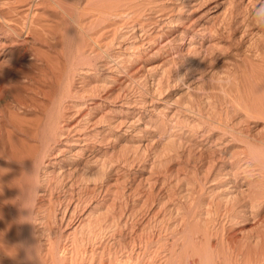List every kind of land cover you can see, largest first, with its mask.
Instances as JSON below:
<instances>
[{"label": "bare ground", "instance_id": "obj_1", "mask_svg": "<svg viewBox=\"0 0 264 264\" xmlns=\"http://www.w3.org/2000/svg\"><path fill=\"white\" fill-rule=\"evenodd\" d=\"M1 1L4 4H0V6L3 7L4 5H6L8 11L2 12L0 9V264H107L104 260L108 251H105L104 246H102V248L100 247L99 250H94L91 246V249L87 248V245L90 243L92 245H95V243H97V241H100L108 230H115V227L119 226V219L116 218L118 214L114 216L111 212L112 218L110 219L108 216L110 214L108 213V209L107 212L103 209L106 207H97V205H94L93 208L90 209L89 213L87 212V216L85 214V216L83 215L85 219L80 220V223L78 222L79 224L76 223L77 225H72L69 222L71 221V217H74L73 210L72 213L71 211H69L70 213L68 216L69 219L67 218L68 220L57 219L59 216L57 217L55 208L56 205L54 204L55 201L51 196H48L46 194L47 196H45V198L43 196L44 194H41L42 192H44L42 191L43 180H41V172H43L42 170H45V167L49 166L48 164L51 163L49 160H46L49 159V157L51 156H54L51 159H53L57 165H62V167L65 168V166L63 165H65L67 159H72L71 155H76V159H72V161L74 162H72V164H67V166H70L68 172H77V174L81 173L80 180H82L83 178H87L88 182H90L89 180H98V178L103 176L104 169H106L105 165L107 162L105 161L104 163V161L102 162L100 158L99 160L95 158L93 161L94 163H92H96V166L94 165V168H96V170H93V168H91L89 165L90 158H83L82 155H84V153H80L79 155L78 151H76L77 148H75L76 141L77 143L78 141H81L85 144L87 142L88 134H85L86 132L81 135V138L78 137V134L81 132L79 131L80 128L83 129V127L86 128V126L92 128H99L98 125L102 124L103 118L106 116V113L105 115L104 113H101V111L104 112L105 108L104 110L100 109V113L97 111L95 112L97 108L99 110V108L101 107L99 106L101 104V101L97 102L98 99L96 100V102L92 101L93 103H91V107L88 104L89 107L87 106L88 108H85V104H87V101H85L86 97L88 96V94L92 96L99 95L101 93L102 95L104 94V92L106 95L107 93L108 95L111 94L110 90L107 91L104 82L98 81V84H92V82L87 81L89 79L88 75H91L89 74V72H91V70L96 69L97 67H100V65L103 63L101 62V64L98 66L99 62H97V60L99 61L100 58L106 57L108 55L105 52V49H107L108 47H104L106 46V43H110V41H108L110 38L108 34H106L108 36V39L104 38L105 43L103 44V39L100 40V36H102L104 31H107L105 29H111V26L113 25V28L117 27V29L119 30L120 24L118 22H120L125 16H130L132 18H129V23L131 25L130 27L134 28V26L137 25H133V22H137L143 27L145 24L143 25L142 22L138 21L139 17H144H141L142 15H140L141 12H144L145 10V8L144 10H142L143 4L147 3L149 5V7H147V10L150 11L149 13H154V15L158 13V16L160 15L161 18L165 17L166 7L157 4V0H149V2H146L144 0L145 2L141 1V3H138L140 2V0H0V3H2ZM237 2L238 4L233 0L230 1V7L228 9H226L228 6H224L226 7L224 9L227 10V12H225L223 16V11L221 14L222 16L220 15L222 18L219 19L222 20L223 17H227V20L225 21V26L228 25L226 27H229V29L227 30L230 31H226L227 33L225 32L224 34H226V36L230 34L227 39L231 38V40L237 39L234 33L235 30L231 27V23L234 21L237 22L240 15L242 16V18L240 19H242L243 22L246 19L249 22V19H251L252 17L251 16L249 18V16L251 15L250 9L252 12V10L255 11L257 9L258 5L264 7V0H237ZM42 5H44V7ZM47 5H49V8L51 6L52 9H47ZM147 10L144 13H148ZM168 15L166 17H168ZM46 16H61L64 20H66V24L69 25L68 22H71L70 24H72V29L70 28V30H73L74 27V29L78 30V33L80 34L75 35L74 33H66V30V34L62 35L61 37H56L55 34L49 33V30H44L43 25H46V27H48V25H51L53 23V21L50 20L48 25V21H42L45 23H41V18L44 19L46 18ZM158 16L156 14V17ZM113 18H115L114 21H118L114 23L113 20H111L113 24H111V22L109 23V19ZM144 19H142L143 22L146 21H144ZM148 19L150 18H147V20ZM56 20L59 22V18H56ZM123 20L125 21L127 19L124 18ZM123 20L120 23L124 25ZM128 21H125V24H127L126 22ZM148 21L149 24L150 22H156V20L154 21V19L152 21ZM148 21H146V25L148 24ZM175 21L176 19H174L173 21L172 18H170L169 21L166 22L165 19L164 22L167 23V25L172 26L173 23L178 22ZM105 22L109 23L110 25H103ZM235 22L234 24L236 25ZM239 22H237V24ZM248 22L246 21L244 25L242 24V22H240V24H242L243 26L239 24L243 29L241 33H237V36H239V42H246V38L249 34H251V36L255 35V38L253 37V39H256V42L264 39V33H262V35L261 32H256L253 28V30H250V26L253 24V21L250 22L252 23L251 25L248 24ZM258 22L259 21L255 23V25L258 24L257 29L255 30H258V27H260V22ZM220 23L222 24L223 22ZM66 24H64L63 26L65 27ZM117 24H119V28ZM161 24H163V22H161ZM218 25L219 23H217V27ZM239 25H236L238 26V29ZM51 26L48 27V29L56 33L57 30H53V28L57 29L55 25L53 26V28ZM70 26L71 25H69V27ZM147 26L149 27V25ZM173 26L175 27V24H173ZM92 27L95 29L98 28L97 34H90L89 31L92 29ZM249 27L250 29L247 30V28ZM144 28L139 27L140 31ZM210 28L209 30L212 31V33L215 32L213 30H216V28ZM262 28H264V26ZM95 29L94 31H96ZM222 30L225 31L226 29ZM222 30H219V34ZM183 32H178L176 38H174L176 39L174 40L175 42L177 40H179L180 42H184V39L187 40V36L186 34H183ZM57 33L59 32L57 31ZM60 33L62 32L60 31ZM114 33L115 35H117V32ZM145 33L147 32L144 31V35H146ZM224 34H222V36L220 35V37L222 38ZM207 35L209 36V34ZM211 35L209 37H211ZM113 36L114 34L112 33V37ZM150 36L146 37L145 39H148L150 42H156L151 41L153 39L151 38L152 36ZM163 36L166 35L163 34ZM218 36L219 35L214 37ZM96 37H100V39L97 40ZM201 37L203 38V36ZM113 38L112 40H115V37ZM194 38L191 36L190 41ZM251 38L250 40H252ZM148 40H146V43L148 42ZM247 40H249V38H247ZM228 42H226L228 45L224 46L228 48L230 47L229 49H227L230 50L231 46ZM234 43V47H236V42ZM249 43L251 45V42L248 41L247 47L249 46ZM259 43L260 42H258L257 44ZM261 43L263 45V42ZM148 44L151 43L148 42ZM207 44L209 45L210 43ZM109 45L111 46L112 44ZM191 45L193 44H189V46ZM203 45V42H201L199 48L194 45V48H197L195 49V52H193L194 50H192L193 53L191 51L190 53L194 56L196 51L199 52L202 50V48H204ZM208 45H206V48L209 50L213 48V45L215 49L217 47L221 48L218 41L211 43L209 46ZM262 45L260 44V46ZM124 46L126 47V45ZM124 46L123 48H121L122 51L124 49ZM133 46L134 44L132 45V48ZM224 46H222V49ZM251 46L249 47L251 48ZM126 48L127 50H130V47L128 48V46ZM190 48L194 49L192 48V46ZM214 48L212 49L213 51ZM258 48L259 47L257 45L256 49ZM217 49L221 52V49ZM263 49L264 47H262L261 51ZM212 50H210L209 52H211ZM203 51L205 52V49ZM257 51H255L256 54L258 53ZM262 52L264 53V50ZM199 53L196 54L198 55ZM237 54L239 55L240 59V54ZM258 54L260 55L261 53L259 52ZM199 55L198 57H200ZM253 55L254 57H257V55ZM236 56H233L231 59L234 63H237L238 61L236 58H234ZM241 56H243V53ZM263 56L264 54L262 55V57ZM203 57H205V55ZM262 57L260 56V58L263 60ZM197 60L198 62L200 61V59L198 58ZM227 60H229V58H227ZM130 62H132V60ZM135 62L136 59L133 61V64H135ZM233 62L230 63L232 64V66H230V70L234 65H236ZM249 62L250 65L254 67L253 69L255 71L253 73L251 72L252 74H250L249 71L247 72V67H245V72L248 73L247 75H251L249 78L251 85H254V88H256V90L258 88L259 92L255 91V89H253L252 91L251 88L253 86L249 88L248 84H245L246 82L248 83V79H244V81L246 82H242V86L243 83L245 87L248 86V89H246L249 90V96L244 94L245 97L248 96V99L244 97L243 93H246L247 90L245 89V87L241 86L245 89L241 94L243 95L242 97H244V99L241 100L242 97L239 98L238 96V98H236L238 100L240 99L241 101H237V99L235 100V98H233L235 100V107L233 108L232 112L234 111V109L236 110L234 111V113L236 112V117L234 116L233 119L231 116L232 114L229 115V117L226 113V116L224 114L222 116L220 115V113L215 115L211 114L212 116H208L205 120L208 126L212 128L214 127V129H216V133H213L210 136V140L214 142V144L218 146L228 147L231 141L241 143L237 144L238 146H236V149L228 153L230 154V157L228 158H230V160L233 159V162L229 160L228 164H222L219 166H214V164H212L210 165L211 167L208 165L210 169L209 167H206V169H209L210 171L205 170V172H207V175L205 174L206 178L202 179L206 180L204 181L206 183L212 182V184H210L209 186L210 188L203 189L204 186H202L201 182H197L199 184H196L197 187L195 189H200L196 190L197 192L199 191L198 194L197 192H195V189L192 186L191 188H189L187 185L185 190H181L179 192L181 198L185 201H183V203L181 202L175 204L173 206V209L169 210L171 216L174 215V218H172V222L169 223L168 226H166L164 223V226H166V230L164 228V231L168 230L167 233L169 234V239H166L163 242L162 237L161 239L159 238L155 241H152L155 244V249L152 252L153 254L151 253L152 257L149 255L152 258V263H150V261L148 264H156L157 261L153 259L157 258L158 256V258H160V256L163 258H160L163 261L161 264H264V131H262L264 130L262 129L264 128V126H262L264 125V123L261 125L259 124L262 128L258 129V133L256 131L253 132L251 125V127L248 124L245 125L246 123L250 122L249 120L251 118H255V120L257 119V123L258 117L259 120L261 117V121L262 119L264 121V65H252L251 60L249 61L248 56L247 63L249 64ZM252 63L257 64L254 62ZM237 64L240 63L238 62ZM105 65H107V63ZM103 67L105 66L103 65ZM235 67L236 66H234V68ZM145 68L146 67L144 66V69ZM225 68L227 67L225 66ZM234 68L232 71H230L229 76L231 72L234 71ZM127 71L130 73V75H133L132 73L135 72L134 70L130 71L129 69ZM235 73L238 74L236 71ZM94 74L95 73H93V75ZM219 74L223 73L221 72ZM106 75L107 74H105V77L107 78ZM181 75L177 78L181 79ZM185 75L187 76L186 73L183 76ZM241 75L240 77L242 78L243 75ZM245 75L243 76V78L247 76ZM183 76L182 78H184ZM229 76H227V78L230 79L232 75L230 77ZM77 77L82 79L80 80V88L77 87L78 84L80 85V82H78V84H75L74 82ZM113 77L111 78L115 79L114 81L118 80L116 79V76ZM130 77L128 76V78ZM235 77L236 76H234V78ZM240 77L236 78L237 82ZM131 78H133V76ZM131 78L129 80H132ZM120 79L118 82H120L123 78L121 80ZM236 80L232 79L231 81L236 82ZM221 81L223 82V80ZM124 82L125 81L123 80V83ZM236 83L234 84V86L237 85ZM111 84L110 86L113 87ZM258 85H261V88L257 87ZM116 87L118 88V86ZM228 89H231V87H229ZM116 90L118 89H115L113 91ZM231 93H229V95ZM252 93H254L255 95H251ZM106 95L105 97L104 95L102 96V98H104L103 100L105 101L109 99L108 95ZM113 97L115 96L113 95ZM230 100H232L231 97ZM88 103H90V101H88ZM95 113H99L100 115ZM104 120L106 121V119ZM260 129L262 130L260 131ZM255 132L257 133V135L253 134ZM102 138L104 137L102 136ZM229 150L227 151L229 152ZM52 151L54 152L51 153ZM202 155L200 156V158L197 155L200 160L201 157H203ZM116 159L118 158L116 157ZM53 166H55V164H53ZM91 166L93 167V165ZM211 168L213 170H211ZM52 170H50V172ZM54 173L51 172L50 174L53 175ZM56 173L55 175L57 176L58 173ZM64 173L65 172L59 173L60 177L62 176L64 178ZM60 179L61 178H59L58 180L56 179V182L60 181ZM186 182L188 183V181ZM190 185H192L191 182ZM40 196L41 199L45 198L41 202H39V200H41ZM98 206L100 205L98 204ZM110 211L112 210H109V212ZM61 216L59 218H61ZM67 221L69 223H67ZM62 222H66L65 226L63 223L64 228L62 227ZM149 241L147 242V244L149 243ZM120 246L121 245H119V247ZM119 247L117 246L115 250H118ZM119 253L121 252H118L117 254L116 251L113 252L111 255L108 253L107 258H109L108 261L110 260L108 264H121V262L118 263L119 260L117 259V255L119 256ZM160 262L161 261L159 260V264Z\"/></svg>", "mask_w": 264, "mask_h": 264}, {"label": "rangeland", "instance_id": "obj_2", "mask_svg": "<svg viewBox=\"0 0 264 264\" xmlns=\"http://www.w3.org/2000/svg\"><path fill=\"white\" fill-rule=\"evenodd\" d=\"M141 1L142 2H145V1L149 2V0H145V1L140 0V2H138V3H141ZM154 1H156V0H154ZM230 1H232V0H157L156 1L157 4H160V5H163L164 7H166L165 17L168 15V12H169L168 17H166V18L162 17L161 18L160 15L158 16V13H156L158 16V17H156V14L154 15V13H149L150 11L147 10V7H149V5L146 3V4L142 5L143 6L142 10H144V8H145L144 12H146V10H147L148 13L141 12L140 15H142L141 17H143V16L144 17L147 16V17H145V19H144V17L143 18L139 17V20H138V21L142 22L143 25L145 24L144 26L146 29L144 28V26L142 27L137 22L132 23L133 25L137 24L134 26V28L130 27L131 25L129 23L130 22L129 18H131V17L127 16L128 17L127 18L125 16L124 18L127 19L125 21L129 20L128 22H126L129 25L125 24V21L123 20L124 18L122 19L124 21L123 22L124 25L121 24L120 22H122V20L120 19L121 21L118 22L120 24L119 30L117 29L116 26H115L116 28H113V26H114L113 25V26H111L113 29L111 27H110L111 29H109V28L105 29L107 31L103 32L102 36H100L101 39H100V37L99 38L96 37L97 40L103 39L102 42L104 44L105 39H108V36H109L110 39L108 41H110V43L108 41H106V42H108L109 44H112L111 45L112 47L108 43L105 44L106 46L104 48H107V47L108 48L105 49L106 51L105 50L104 51L108 55L106 57L100 58L99 61L97 60V62H99L98 66L101 64V62H103L104 64L103 63L102 64L105 67H103V65L101 64L102 66L100 65V67L102 69L100 67H97L96 69L91 70L92 73L89 72V74H91L93 77L91 75H88L89 79L88 80L86 79V80L92 82V84H95V83L98 84V81L104 82L106 85L107 91L110 90L111 94L108 95V93H107V95L109 97V99H107L108 101L107 100L105 101V100H103L104 98H102L103 95L105 97V95H106L105 92L102 95H101V93L99 95H92V96L90 94H88V96L89 95L90 96L89 97L87 96L85 99V101H87V104H85V106H86L85 108H88L89 105L91 107V103L96 102V100L98 99L97 102L101 101L100 102L101 104L99 106H101L103 108L100 107L99 110L97 108L95 110V112L97 111L100 113V111L102 109L104 110V108H105L106 111L105 110H104V112L101 111V113H104V115L106 113L105 117L103 115V117H104L103 122L105 121L104 119H106V121L104 122V124H103V122H102V124H99L98 125L99 128H92L89 126L88 127L86 126V128L83 127V129L80 128L79 131H81V132L78 134V137L81 138V135L86 132L85 134H88L87 135L88 136L87 142L85 144L81 141H78V143L76 141L75 142V145H76L75 148H77L76 151H78L79 155H80V153H82V154L84 153V155H82L83 158H85V157L90 158L89 159L90 160L89 165L91 168H93V170L94 169L96 170V168H94L96 166V163L93 164L94 163L93 161L95 158L98 160L100 158V160L102 162L104 161V163L106 161L107 163L105 165L106 169H104V174H103V176L98 178V180H95V181L89 180L90 182H88L87 178H83V179L81 178L82 180H80V177H81L80 174L81 173L77 174V172H72V173L68 172L70 166L69 165L67 166V164L68 163L72 164V162H74V161H72V159H76V157H77L76 155H71L72 159H70V158H68L69 160L67 159L68 162L66 161L65 165H63V166H65V168L62 167V165H60L61 167L59 165H57L56 162H54V160L51 159L54 156H51V157H49V159H46L47 161L49 160L51 163H49L48 164L49 166L45 167L46 169L42 170L43 172H41V180H43L42 181V191H44L41 194H44L43 195L44 197L47 195L51 196L53 198V200L55 201L54 204L56 205L55 208H56L57 217L58 216L60 217L61 215L63 216V218L61 216V218L58 217L57 219H59V220L60 219H67L69 216V213H70L69 211H71V213L74 211V213H73L74 217L71 214L72 217L70 219L71 221H69V222L72 225L73 224L77 225L80 223V220L85 219L84 216L87 214V212L89 213L90 209L93 208L94 205H97V207H101V206L106 207L103 209L106 212L108 209V213H110L108 216L110 219L112 218V215L116 216L118 214L116 216V218L119 219L118 220L119 226L118 227L116 226L117 229L115 227V230H108L104 234V236L101 238V240L97 241V243H95V245H92L91 243L90 244L87 243L88 244L87 248H90V246H91L92 249H94V250L98 249L99 250L100 247L102 248V246H104L105 251H108V253L110 255L116 251H117V254H118V252H121V253H119V256L117 255V259L119 260L118 263L121 262V264H148L152 260V258H151L152 254H153L152 252L155 249V244L152 241H155L156 239H159V238L161 239L162 237H163L162 238L163 242L166 239L167 240L169 239V236H168L169 234L167 233L168 230L164 231V228L166 230V226H168V224L172 222V218H174V215L171 216V213L169 212V210H172L173 206L175 204H178L181 202L183 203V201H185L184 199L181 198V195L179 194V192L181 190H185L187 186L189 188H191V186H192L195 189L200 182H201L202 186H204L203 189L210 188L209 186H210V184H212V182H208V183L204 182V181H206L204 179L206 178V175H207V172H205V170L210 171L209 170L211 167L210 165H212V164H214V166H217V165L219 166L222 164L223 165L228 164V162L230 160V158H228V157H230V154H228V153H230L234 149H236V146H238L237 144H241L240 142H234V141H231V143H230L231 145L229 144L228 147L218 146V145L214 144V142H212L210 140V138H211L210 136L213 133H216V129H214V127L212 128V127L208 126L207 122L205 121L208 116H212L213 114L215 115V114H220V113H221L220 115H222V116H223V114L225 116H226V114L228 116L232 114L231 116L234 119V116L236 115L235 114L236 112L234 113V111H236V110L234 109L233 112H232V110L235 107L234 101L238 98V96H239V98H241L244 94L249 96V93H248L249 90H247L248 86H249V88L253 86L251 88L252 91H253V89H255V91H258V88L256 90V88H254V85H251V82L249 79L251 75H247L248 71L250 72V74H252L255 71L253 69L254 67L250 65V62H249V64L247 63L248 62V56H249V61L251 60L252 65H254V66H258L260 64L264 65V62H263L264 56L262 57V55L264 54L262 51L264 49L261 51L262 47H264L263 46L264 45V41H263L264 39L258 41L260 43L257 44L258 42H256V39H253V37L255 38V35L251 36V34H249L247 37V38H249V40H247V38H246V42H239V38H238L239 36H237V35L239 33H241V31H243L241 26H243L246 21L248 22L247 19L243 22L242 19H240V18H242V16L241 15L239 16L238 20L239 21L241 20L240 22H242L243 25L240 24V22L238 20H237V22H239L238 24H237V22L234 21L236 23V25H239V24L241 25V26L239 25V29L237 28L238 26H236L234 24V22L231 23L232 24L231 27H232V29L235 30V31L234 30L233 31H234L235 37L237 39H232V40H231V38L227 39L230 36V34L228 33L229 34V35L227 34L228 36H226V34H224L226 31L227 32L230 31V30H227V29H229V27L228 28L226 27L228 25L225 26V24H226L225 21L227 20L226 19L227 17H223L222 20H219V19L222 18L221 14L223 11H224L223 16H224V13L227 12V10H225L224 8H226L228 6L226 8V9H228L230 7V4H229ZM233 1L238 4L237 0H233ZM0 4L3 5L4 3L2 2ZM226 4H228V5H226ZM4 6H3L4 8L2 6H0L1 11L2 12L8 11V8L6 7V5H4ZM42 6L44 7V5H42ZM214 6H216V7H214ZM224 6H226V7H224ZM258 6L262 7L261 5H258ZM46 8L48 9L49 5H47ZM49 9H52V7L50 6ZM142 13H144V14H142ZM250 13H251V15L249 16V18L251 16L252 17H251V19L248 18L249 19L248 24L251 25L252 23H250V22H252V21H253V24L250 26L251 29L249 27V28H247V30L248 29H250V30L254 29V31H256V32L259 31V32H261V34L264 33V31H263L264 28H262L264 26V23H260V24H262V25L259 24V26L261 28L258 27V30H255V29H257V25H258V24L255 25V23H257V20L254 17V15H252L254 13V11L252 10V12H251V9H250ZM151 15H153L155 17H153ZM50 17L51 16H48V17L46 16V18H44V19L41 18L42 19L41 23H45L42 21H46V22L48 21V23H47V25H48L50 21H53V23L51 22L53 25L52 24H51L52 26L48 25V27L51 26L53 28V26L55 25V27L57 29L53 28V30L54 31L57 30L59 32V33H57V31H56L57 35L55 32H52V30L48 29V27H46V25H43V26H44V30H46V29L49 30V33L55 34L56 37H61L62 35L66 34V33H70V34L74 33L75 35L80 34V33H78V30L74 29V27H73V30H75V31L70 30V28L72 27V24H70L71 22H68L69 25H71L69 27V25L66 24L67 23L66 20H64L61 16H56V17H51V18ZM52 18H54V19H52ZM56 18L57 19L59 18V22L56 20ZM147 18H150L148 20H151V21L154 19V21L156 20V22H154V23L150 22V24H149V21L147 20ZM164 18L166 19V22L169 21L170 18H172L173 21H174V19H176L175 22H177V21L178 22L173 23V24H175V27L173 26V24H172V26H173L172 27L171 25H167V23L164 22L165 21ZM114 19L115 18L109 19L110 20V21L108 20L109 23L111 22V24H113V22L115 23L116 21H118V20L114 21ZM142 19H144V21L145 20L148 21L147 25H149V27L146 25V21L143 22ZM157 19L159 22L157 21ZM111 20H113V22ZM160 21L163 22V24H161ZM220 22H223V23L221 24ZM109 23L105 22L103 25H105V24L107 25ZM217 23H219L218 27H217ZM64 24H66L65 27L63 26ZM119 24H117L118 28H119ZM176 24H178V25H176ZM126 25L128 26V28ZM60 26H61V28H60ZM165 26L166 27L169 26L170 28L169 27L166 28ZM213 26H215V27H213ZM68 27H69V29H68ZM121 27H123L124 29ZM135 27H137V28H135ZM139 27L144 28L145 30L142 29L143 31L141 30L142 31L141 32ZM210 27H212L214 29L216 28V30H213V29L212 30L215 31V32H213L214 34L217 32L216 34L219 35L218 37H214L217 35L216 34L214 35L212 33V31L209 30ZM147 28H148V31H147ZM221 28L224 30L226 29V30L223 31ZM94 29L95 28L92 27L91 30L94 31ZM133 29L135 30V33H134ZM66 30H67V32H66ZM91 30L90 31L88 30L90 32V34H97L98 28H96L95 29L96 31H94L96 33H94ZM111 30H113V31H111ZM219 30H222L223 33H222V31H221V33L224 34L226 37L223 35V37L221 38L220 35L222 36V34L221 33L219 34ZM60 31L62 33H60ZM144 31L147 32V33H145L146 35H144ZM114 32H117L116 33L117 35H115ZM178 32H183V34H186L187 40L184 39L183 40L184 42H182V41L180 42L179 40H177L178 42L176 41L177 42L176 43L174 41L176 39H174V38H176V35L178 34ZM46 33H48V32H46ZM104 33H105V35L108 34V36L107 35L105 36ZM112 33L114 34L113 37H115V40H112V38H113ZM161 33H162V35H161ZM199 33L201 36H203L204 41H203V38L199 35ZM131 34H133V35H131ZM163 34L166 36H163ZM207 34H209V36L211 35L212 39ZM204 35H205V37H204ZM148 36H150L153 39L151 41H156V42H150L148 39H145ZM191 36L193 38L195 36L194 39H191L192 42L190 41ZM188 37H189V39H188ZM171 38H172V40H171ZM250 38L252 40H250ZM223 39H224V41H223ZM111 40H112V43H111ZM146 40H148V42L151 44H148V42L146 43ZM193 40H195V41H193ZM234 40H236V41H234ZM197 41H198V43H197ZM200 41L203 42L204 48H202V50L199 51L200 53L202 52L201 54L196 51V53L200 54V55L198 54L200 57H198V55L196 53H195V55H194L195 57H194L193 54L190 53V51L192 52V50H194L193 52H195V49L197 47L198 48L200 47V44H201ZM217 41L221 46V48L220 47H217V48H219V50L221 49V52L218 51L217 48L215 49L214 45H213L214 51L212 50L213 49L212 48V49H210L212 51L209 52L210 50L206 48V45H208L207 43L211 44V43L217 42ZM248 41L251 42L252 46L250 45V43H249V46H251L252 49L249 46H248L249 48L247 47ZM113 42H114V44H113ZM226 42H228L230 44V46H231L230 50H227L230 47L228 48V47L224 46V45H226V46L228 45ZM234 42H236V47H234L235 46ZM261 42H263V45ZM191 43L193 44V45H191L192 48H194L195 46H197V47L194 49H191L190 48L191 46H189V44H191ZM123 44L126 45V47L128 46V48L130 47V50L129 49L127 50V48ZM133 44H134L133 48L135 47L134 49L132 48ZM255 44H256V46H255ZM260 44L262 46H260ZM148 45L150 46V48ZM253 45L256 48L258 45L259 48L256 49ZM123 46H124V49L125 48L126 49L125 50L123 49V51H122L121 48H123ZM151 46H153V47H151ZM188 46L191 50L188 48ZM222 46H224L223 49H222ZM211 47H212V45H211ZM204 49H205V52L203 51ZM232 49H233V51H232ZM234 50H236V51H234ZM107 51H109L110 53ZM231 51H232V53H231ZM255 51H257L258 53L260 52L261 54L260 55L258 53L256 54ZM203 52H204V54H203ZM237 53L240 54V59H239V55ZM242 53H243V56H241ZM202 54H203V56L205 55V57H203ZM207 54H208V56H207ZM231 54L233 56L238 55L234 58H236L238 60L237 63L239 62L241 65L234 63L231 60L233 57ZM253 54H255V56L257 55V57H254ZM250 56H252V57H250ZM260 56L263 58V60L260 58ZM226 57L229 58V60H227ZM253 57L256 59H254ZM197 58L200 59L199 62H198ZM202 58H203V60H202ZM135 59H136V62H135V64H133V61ZM260 59H261V61H260ZM105 60H106V62H105ZM108 60H110V61H108ZM131 60H132V62H130ZM239 60H241V61H239ZM202 62H204V63H202ZM208 62H209V65H208ZM232 62L234 64H236V65H234V64L233 65L236 66L235 68L237 70L234 68V66L230 70V68H231L230 66H232V64H230V63H232ZM252 62H254V63L258 62L259 64L258 63L253 64ZM261 62H263V63H261ZM106 63H107V65H105ZM211 63H213V64H211ZM144 66L146 67L145 69H144ZM209 66H212V67H209ZM225 66L227 68H225ZM245 67H247V72H245L246 71ZM123 68H124V70H123ZM134 68H136V69H134ZM215 68H217V69H215ZM233 68H234V71L231 72L230 76L232 75V77H230L229 73H230V71L233 70ZM126 69L127 70L129 69L130 71L134 70L135 72L132 73L133 75H130V73ZM241 69H243L244 71ZM200 70H202L203 73ZM225 70L227 73L225 72ZM228 70H229V72H228ZM235 71L239 75L236 74ZM181 72H183V73H181ZM221 72L223 74H219ZM244 72L247 76L244 74ZM93 73H95V74L93 75ZM185 73L187 74V76L186 75L183 76ZM105 74H107L106 75L107 78L105 77ZM179 74L180 75L182 74L181 75L182 80L180 78H177V77H180ZM226 74H227V76L230 77V79L232 78L233 80L234 79L236 80V78H239L241 74L242 75L244 74L246 77L243 78L244 75L243 76L241 75L242 78L240 77V79H238V82L236 80V82H237L236 83L234 81L232 82L231 81L232 79L230 80L229 78H227ZM127 75L129 77L133 76V78L130 77L132 80H129L130 78H128ZM113 76H116V79H118V80L114 81L115 79H113L114 78ZM126 76H127V79H126ZM182 76L184 78H182ZM234 76H236V77L234 78ZM98 77H99V79H98ZM101 77H102V80H101ZM108 77H110V78H108ZM111 77H113V78H111ZM252 77H251V79H252ZM94 78H96L97 80ZM192 78H194V79H192ZM218 78H220V79H218ZM76 79L74 81L75 84H78V82H80V80H82L79 77H77ZM119 79L122 81V83H121V81L118 82ZM244 79H248V83L246 81H244ZM95 80H96V82H95ZM110 80H112V81H110ZM123 80L126 82V83L124 82L125 84L123 83ZM221 80H223V82ZM229 81H231V82H229ZM242 82H244V83L246 82L245 84H248V86L245 87L244 83L242 86ZM235 83L237 85L234 86ZM110 84L113 87H111ZM116 84H119V85H116ZM226 84H228V85H226ZM79 86L81 87V82H80V85L78 84L77 87L80 88ZM116 86H118V88ZM241 86L245 87V89L247 88L246 89L247 92L245 91L246 93H243V91L245 89L242 88ZM114 87H116V88H114ZM229 87H231V89H228ZM257 87L261 88V85L260 86L258 85ZM110 88H112V89H110ZM115 89H118V90L113 91ZM223 90H226V91H223ZM228 91H230V92H228ZM117 92H119V93H117ZM229 93H231V94L229 95ZM242 93H243V95H241ZM112 94L115 97H113ZM253 94L254 93H252L251 95H253ZM100 95H101V97H100ZM248 96L245 97V95H244V97L247 99H248ZM230 97L233 100V102H232V100H230ZM244 97H242L241 100L244 99ZM233 98H235V100ZM90 99H92V100H90ZM102 100L105 101L106 103L103 102ZM239 100L237 99V101H239ZM88 101H90V103H88ZM114 110H115V112H114ZM99 113H95V114L100 115ZM108 115H109V117H108ZM251 119H252V121H251ZM251 119L249 120L250 122H248V123L244 122V123H246L245 125H247V124L249 126L251 125L253 132L259 131L258 129L262 128V127H260V125L264 123L263 119L261 121V117H260V120L258 117V123L256 121L257 119L256 120H255V118H251ZM229 123H230V121H229ZM244 123H243V125H244ZM255 123H256V125H255ZM262 126H264V125H262ZM253 128L257 129V130H254ZM262 129H264V128H262ZM262 129H260V131ZM262 131H264V130H262ZM256 132L253 134L257 135L258 132L257 133ZM102 136L104 138H102ZM106 136H108V137H106ZM119 137H120V139H119ZM227 150H229V152ZM198 151H199V153H198ZM53 152L54 151H52L51 153H53ZM114 152H115V154H114ZM118 153L121 155H119ZM197 155L199 156V158L201 155L203 156V157H201V160L198 158ZM115 156L118 159H116ZM211 159H212V161H211ZM230 161L233 162V159ZM209 163H211V164H209ZM53 164H55V166H53ZM56 165L59 167H57ZM91 165H93V167ZM202 166H204V167H202ZM206 167H209V169H206ZM59 168H60V171H59ZM61 168H63V169H61ZM54 169H55V171H54ZM50 170H52L51 171L52 173L57 172L58 173V174L56 173L57 176L55 175V173L53 175L50 174L51 173ZM56 170H58L59 172ZM211 170H213V169L211 168ZM63 172H65L63 175L64 178L62 176L60 177V174H59V173H63ZM92 172H94V171H92ZM67 173H69V174H67ZM51 177H52V179H51ZM59 178H61L60 179L61 182L57 181L59 183L58 184L56 182V179L58 180ZM202 178H204V179H202ZM45 181H47V182H45ZM186 181H188L189 184ZM190 182L192 183V185H190ZM197 182H199V183H197ZM198 189L199 188L195 189V192H197L196 190H198ZM92 190H93V192H92ZM198 193H199V191L197 192V194ZM45 198L41 199V196H40L41 200H39V202H41ZM112 200H114V201H112ZM65 201H66V203H65ZM98 204L100 206H98ZM77 205H78V207H77ZM109 210H112V211L109 212ZM111 212H112V215H111ZM63 221H65V220H63ZM69 222L67 221V223H69ZM63 223L65 226L66 222H62V227L64 228ZM164 223L166 226H164ZM148 241H149V243L147 244ZM97 244H99V245H97ZM119 245H121L120 246L121 248L119 247ZM117 246L120 249L118 248V250L117 249L115 250V248ZM108 253L106 254V257L104 260L107 264L110 261V260L108 261L109 258H107ZM158 257L154 258L153 260L158 262V263L156 262V264H159V260H160L161 261L160 264H161L163 262L162 261L163 258L161 256H160V258H162V259H160ZM125 260L127 263L125 262ZM122 262H124V263H122ZM150 263H152V261Z\"/></svg>", "mask_w": 264, "mask_h": 264}, {"label": "clouds", "instance_id": "obj_3", "mask_svg": "<svg viewBox=\"0 0 264 264\" xmlns=\"http://www.w3.org/2000/svg\"><path fill=\"white\" fill-rule=\"evenodd\" d=\"M253 15L255 16L257 21H259L260 23H264V7L258 6Z\"/></svg>", "mask_w": 264, "mask_h": 264}]
</instances>
